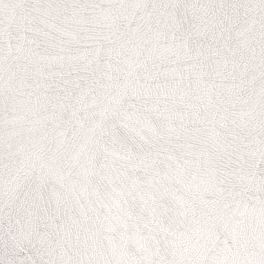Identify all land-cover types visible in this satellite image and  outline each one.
<instances>
[{"label": "snow or ice", "instance_id": "6c2138e0", "mask_svg": "<svg viewBox=\"0 0 264 264\" xmlns=\"http://www.w3.org/2000/svg\"><path fill=\"white\" fill-rule=\"evenodd\" d=\"M0 264H264V0H0Z\"/></svg>", "mask_w": 264, "mask_h": 264}]
</instances>
